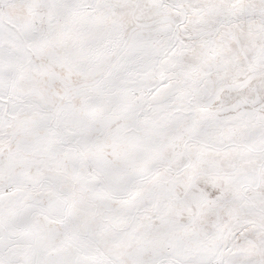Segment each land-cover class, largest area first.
<instances>
[{
    "label": "snow or ice",
    "instance_id": "snow-or-ice-1",
    "mask_svg": "<svg viewBox=\"0 0 264 264\" xmlns=\"http://www.w3.org/2000/svg\"><path fill=\"white\" fill-rule=\"evenodd\" d=\"M0 264H264V0H0Z\"/></svg>",
    "mask_w": 264,
    "mask_h": 264
}]
</instances>
